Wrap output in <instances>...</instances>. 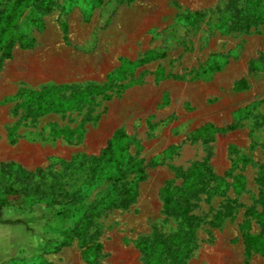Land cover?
<instances>
[{
  "label": "rangeland",
  "instance_id": "374dc122",
  "mask_svg": "<svg viewBox=\"0 0 264 264\" xmlns=\"http://www.w3.org/2000/svg\"><path fill=\"white\" fill-rule=\"evenodd\" d=\"M13 1L0 0V21ZM256 13L264 15V0L25 4L11 58L0 64V196L21 188L18 168L55 174L70 196L0 206V264H143L134 242L179 226L165 215L164 189H180L198 167L206 189L191 201L201 224L186 264H264V216L263 228L256 217L264 215V17L257 27L231 31ZM88 85L105 89L84 108L30 118L36 103L30 92ZM230 126L235 130L213 132ZM119 129L125 137L110 170L127 171L142 160L143 173L127 172L110 186L107 174L99 181L89 166ZM123 185L135 187L136 201L97 217L94 206ZM61 210L64 216H56ZM88 215V233L99 231L101 250L82 249L74 238L56 251L62 230L83 226ZM246 221L256 238L249 255L240 228Z\"/></svg>",
  "mask_w": 264,
  "mask_h": 264
},
{
  "label": "trees",
  "instance_id": "16d2710c",
  "mask_svg": "<svg viewBox=\"0 0 264 264\" xmlns=\"http://www.w3.org/2000/svg\"><path fill=\"white\" fill-rule=\"evenodd\" d=\"M32 0H14L8 13L2 16L0 21V64L4 60L11 58V49L13 45L12 32L16 27L18 17L21 8ZM133 0H126L127 3H131ZM264 17L260 13L253 15L248 23L244 25L242 21L234 23L231 27L233 32H241L244 28L257 27L259 21ZM65 32V30L63 31ZM160 57H163L162 55ZM239 88V87H238ZM105 87H99L97 91H94L93 86H86L84 88H75L70 86H50L44 87L40 92H30L28 97L36 99L34 108L31 111L30 118L34 120L42 114L49 112H65L71 108L80 110L91 103L96 94L102 93ZM70 91L69 95L65 99L62 93ZM57 96L58 103H53V96ZM47 98L46 100L43 98ZM29 117V116H28ZM89 117L82 120L81 125L89 121ZM21 120L15 123V127L20 124ZM235 126H230L225 129L214 130L213 132L224 133L227 131L235 130ZM125 133L122 129L116 130L113 137L107 143V147L104 148L97 158H92L90 169L92 170L91 177H97L100 181L107 176L104 180H108L110 186L118 184L125 177V173H138L142 174L143 161L139 160L133 164H129L127 171L118 169L117 171H111L110 169L116 161L114 159V148L124 139ZM14 144L15 141H10ZM129 161L131 157L128 159ZM73 160L69 163H65L66 167H71ZM6 167V165H4ZM108 171V173H106ZM203 170L201 168H194L187 174V181L183 183L181 188L166 186L164 189V195L162 201L164 204V212L167 217H175L179 219V226L177 229L169 235H161L154 231L150 236L141 237L134 242V245L143 252V264H186L194 255L197 250L196 233L201 224V219L191 213V201L196 199L199 194L204 193L206 189V182L202 179L205 175H202ZM179 174V171L178 173ZM201 175V180L196 181V176ZM51 177L48 181L46 178ZM58 176L46 172L45 170H36L35 172H26L18 168V174L16 178L22 184L21 188L9 187L5 189L0 196V206L7 208H21L28 203H39L43 199H50L51 196H55L58 192L62 198L61 201L69 199L70 193L65 191L63 185L55 181ZM38 178V179H37ZM59 178V177H58ZM34 179H36L34 181ZM98 182V181H97ZM33 184L34 194L37 198L29 196V185ZM130 185H123L120 189L114 192L112 195H106L100 199L94 207H96V216H100L102 211H111L114 209H126L128 206L136 201V189L129 187ZM29 188V189H28ZM64 211L56 212V216H64ZM248 216H251L252 209L246 211ZM261 213L257 215L258 223L263 228ZM93 225L91 216H86L84 225L79 226L77 223H73V226L68 229H64L61 232L62 237L59 246L56 248L58 251L61 247L69 245V242L76 238L80 247L83 249V245L92 246L95 251L101 250V246L95 243L100 235L98 230L88 233V229ZM241 230L243 232V241L249 255V248L252 242L256 238L248 234L249 223L243 222L241 224ZM89 247L86 248V250ZM154 256L155 261L150 263L149 258Z\"/></svg>",
  "mask_w": 264,
  "mask_h": 264
}]
</instances>
